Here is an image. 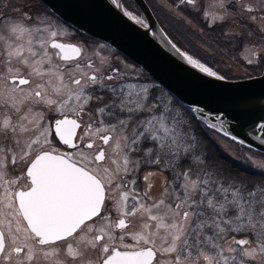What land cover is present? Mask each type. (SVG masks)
Segmentation results:
<instances>
[{
	"label": "snow or ice",
	"instance_id": "1",
	"mask_svg": "<svg viewBox=\"0 0 264 264\" xmlns=\"http://www.w3.org/2000/svg\"><path fill=\"white\" fill-rule=\"evenodd\" d=\"M143 7L0 0V264H264V0Z\"/></svg>",
	"mask_w": 264,
	"mask_h": 264
},
{
	"label": "trees",
	"instance_id": "2",
	"mask_svg": "<svg viewBox=\"0 0 264 264\" xmlns=\"http://www.w3.org/2000/svg\"><path fill=\"white\" fill-rule=\"evenodd\" d=\"M149 3L152 2V0H148ZM125 6H128V0H125ZM129 10H132L131 8ZM155 11V9H154ZM164 30L167 32L168 31V26H165ZM169 35L171 36L172 33L169 32ZM189 39L192 42V46H194L197 42H199V37L196 35H189ZM217 140L219 141V146L216 144H212L211 147L215 152L221 155V158H226L227 155L229 154L228 150L225 148L224 144L222 143L221 139L225 141V143H233L234 141L231 140L229 137L225 136L224 134L220 133L218 130L213 133ZM236 143V142H234ZM239 145V144H238ZM240 146V145H239ZM241 147V146H240ZM236 156H242V154L237 150V155Z\"/></svg>",
	"mask_w": 264,
	"mask_h": 264
},
{
	"label": "water",
	"instance_id": "3",
	"mask_svg": "<svg viewBox=\"0 0 264 264\" xmlns=\"http://www.w3.org/2000/svg\"><path fill=\"white\" fill-rule=\"evenodd\" d=\"M144 2H145V0H136V4L140 7L141 11H143L144 14L147 15V9H144V7H143ZM149 23H151V19H149ZM124 27L129 32L134 30L132 23L129 21L124 22ZM115 38L116 39H123V37L119 33L116 34ZM149 45H150V47H149L148 51H149V54H152L155 51L156 46H155V44H152L151 42H149ZM255 87L258 89L259 85H256ZM193 99H195V97H193ZM210 107H212V106L210 105ZM237 131H239V129H237ZM256 146L259 147L258 142H257Z\"/></svg>",
	"mask_w": 264,
	"mask_h": 264
},
{
	"label": "rangeland",
	"instance_id": "4",
	"mask_svg": "<svg viewBox=\"0 0 264 264\" xmlns=\"http://www.w3.org/2000/svg\"><path fill=\"white\" fill-rule=\"evenodd\" d=\"M235 64H236V66L237 67H239L241 70H243V68L245 67L244 65H243V62L241 61V60H237L236 62H235ZM221 141H222V143L224 144V146H225V148L228 150V152L230 153V154H232V155H234V156H236L237 155V150L241 153V154H243V153H245V152H247L248 151V149L247 148H241L237 143H225V141L223 140V139H221Z\"/></svg>",
	"mask_w": 264,
	"mask_h": 264
},
{
	"label": "flooded vegetation",
	"instance_id": "5",
	"mask_svg": "<svg viewBox=\"0 0 264 264\" xmlns=\"http://www.w3.org/2000/svg\"><path fill=\"white\" fill-rule=\"evenodd\" d=\"M80 39H81L80 37H73L71 35H68V36H65V37H61V41L64 42V43H68V44L79 43Z\"/></svg>",
	"mask_w": 264,
	"mask_h": 264
}]
</instances>
